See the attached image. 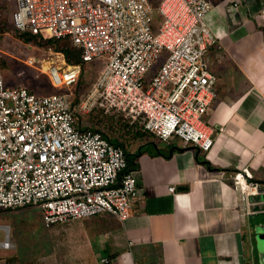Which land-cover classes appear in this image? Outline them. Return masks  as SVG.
<instances>
[{"label":"built area","instance_id":"2783aa9c","mask_svg":"<svg viewBox=\"0 0 264 264\" xmlns=\"http://www.w3.org/2000/svg\"><path fill=\"white\" fill-rule=\"evenodd\" d=\"M211 5V0H16L11 19L17 31L68 37L81 49L80 62L68 61L51 45L47 56L26 57L52 86L77 83L84 64L96 56L104 55L105 63L76 103L71 91L38 94L23 84L5 85L0 68V208L39 206L44 226L102 212L120 220L131 215L137 180L127 169L125 149L100 129L78 126L79 112H119L160 139L177 136L208 151L213 127L203 116L216 79L205 59L216 40L205 19ZM235 177L244 196L242 213L264 211L251 209L264 203L255 197L264 194V182L243 172ZM13 246L5 231L0 248Z\"/></svg>","mask_w":264,"mask_h":264},{"label":"crops","instance_id":"0c3cea01","mask_svg":"<svg viewBox=\"0 0 264 264\" xmlns=\"http://www.w3.org/2000/svg\"><path fill=\"white\" fill-rule=\"evenodd\" d=\"M211 4L205 19L216 40L205 59L215 95L203 116L213 127L211 148L160 139L136 120L131 132H108L137 180L131 215L102 212L45 226L35 264H258L252 230L264 211L242 213L235 176L264 182V0ZM13 247L0 248V264L18 254Z\"/></svg>","mask_w":264,"mask_h":264},{"label":"rangeland","instance_id":"374dc122","mask_svg":"<svg viewBox=\"0 0 264 264\" xmlns=\"http://www.w3.org/2000/svg\"><path fill=\"white\" fill-rule=\"evenodd\" d=\"M16 0H0V68L5 85L23 84L35 93L70 92L71 99L76 103L78 96L84 94L96 78L105 63L104 55L96 56L84 64L77 83L71 86L60 85L54 87L40 69L26 63L27 56H47L48 44L36 41H23L13 30L11 13ZM67 38L68 37H61ZM71 42V41H70ZM162 58L156 60L159 64ZM78 126L103 127L105 132L127 133L126 118L114 113L104 112L100 108L86 113H77ZM8 226L10 240L14 243L13 251L18 253L7 264H35L30 260L38 257L43 249H38L39 243L44 241L48 229L42 224L40 212L34 204L21 205L12 208H0V238L3 237ZM42 246V244H41ZM11 254V253H10ZM22 256L21 261L17 260ZM11 257V256H9ZM6 261V260H5Z\"/></svg>","mask_w":264,"mask_h":264},{"label":"trees","instance_id":"16d2710c","mask_svg":"<svg viewBox=\"0 0 264 264\" xmlns=\"http://www.w3.org/2000/svg\"><path fill=\"white\" fill-rule=\"evenodd\" d=\"M13 30L16 33V35L19 38H21L23 41H27V42L36 41V42L41 43V44L51 45L55 49H62L65 52V56H66V59L68 61H72V62H80L81 61V57H80L81 49L79 47L73 45L67 38H52V37L42 38V37H39L38 35L31 34V33L26 32V31L19 32L15 28H13ZM79 97L80 96H78V99H79ZM114 114L122 116L120 113H114ZM126 120L128 123L124 124V126H126V129L128 132H131V129L136 125V123H135L136 121L129 122L128 119H126ZM95 128L100 129L99 127H95ZM100 130L103 132L104 135L107 134V132H105L104 130H102V129H100ZM132 133L135 134L136 132H132ZM117 144H119V143H117ZM129 166H130V163H129V159H128L127 169H129ZM2 209H4V208H2Z\"/></svg>","mask_w":264,"mask_h":264},{"label":"water","instance_id":"95a60500","mask_svg":"<svg viewBox=\"0 0 264 264\" xmlns=\"http://www.w3.org/2000/svg\"><path fill=\"white\" fill-rule=\"evenodd\" d=\"M264 198V194L258 196V198ZM251 209L264 210V203L252 204ZM252 239L255 246L256 260L258 264H264V220L254 223L252 230Z\"/></svg>","mask_w":264,"mask_h":264},{"label":"bare ground","instance_id":"6f19581e","mask_svg":"<svg viewBox=\"0 0 264 264\" xmlns=\"http://www.w3.org/2000/svg\"><path fill=\"white\" fill-rule=\"evenodd\" d=\"M5 229H6V231H7V228H6V226H5Z\"/></svg>","mask_w":264,"mask_h":264}]
</instances>
